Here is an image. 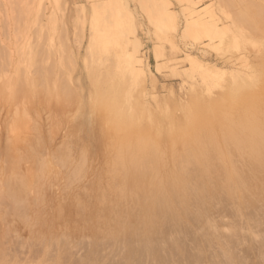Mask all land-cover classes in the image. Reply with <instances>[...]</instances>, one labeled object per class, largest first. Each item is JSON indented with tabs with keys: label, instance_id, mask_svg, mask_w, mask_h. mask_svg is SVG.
<instances>
[{
	"label": "bare ground",
	"instance_id": "obj_1",
	"mask_svg": "<svg viewBox=\"0 0 264 264\" xmlns=\"http://www.w3.org/2000/svg\"><path fill=\"white\" fill-rule=\"evenodd\" d=\"M167 1L149 20L188 65L179 71L165 58L182 79L163 97L131 38L134 17L116 1L93 5L91 88L80 81L74 107L84 116L97 105L116 124L97 160L85 143L33 128L26 110L0 107V264H264V0L251 8L248 0H215L200 9L187 0L181 24ZM17 2L19 18L32 14L28 0ZM56 2L63 8L69 1ZM38 3L35 38L0 94L50 103L79 86L54 77L69 61V44L58 58L54 16L45 0ZM252 19L259 32L245 31ZM102 165L105 176L96 170ZM96 216L92 234L73 231L80 223L93 229L88 221Z\"/></svg>",
	"mask_w": 264,
	"mask_h": 264
},
{
	"label": "rangeland",
	"instance_id": "obj_2",
	"mask_svg": "<svg viewBox=\"0 0 264 264\" xmlns=\"http://www.w3.org/2000/svg\"><path fill=\"white\" fill-rule=\"evenodd\" d=\"M28 1H29V6L32 9L31 11L32 14H28L26 18H19L17 13V8H18L17 0H0V48L7 49L6 51L8 53V56L6 55L7 56L6 59L8 63L0 67V85L8 79H12V78L15 79L17 75L15 63L22 59L23 49L27 46V44L30 41H33L35 38L34 32L36 31L37 28V21H40L36 16V10L37 7L39 6L38 5L39 3L38 0L37 1L28 0ZM68 1H69L68 4L64 5L66 6L65 9L68 6V9L66 10H64V6L63 8L62 6H60L59 8L56 0H45V7L49 9V12H52V17L54 16L55 18H59L58 20L55 19L56 21L54 20V17L52 18L53 21L52 19L50 20L51 29H52L51 38L54 44L56 45L55 47H57L58 58H60L59 56L62 54L60 52L61 50L60 48H62L63 43L66 44V42H68L67 44H69V45L66 44L68 47V53L66 54L64 52L63 56L65 57V54L66 55L69 54L65 58L68 60L69 57V61H70V57L72 53L71 58L73 62L71 63H69V61L64 62V65L62 67H59L58 69L55 70V72L56 71L57 72L54 73L56 74L54 77L60 80L61 79L67 80L69 83L71 82L72 87L76 84L79 87L74 86L75 92L72 96H70V98L68 99L65 98L61 101L53 99L52 101H50V103L44 102L42 100H39L37 97H32V96H21V97L12 98L10 96L9 91L5 90L0 94V107L4 108L3 110H5V111L2 110L3 113L4 112L7 113V111L8 112L14 111L16 106H18L22 110H26L28 114L31 116L30 125H32L33 128L41 126L46 131H49V129H54L56 131L55 135L59 137L60 140L62 138L63 140L65 141L68 140L69 142L76 141L79 144L85 143L86 145H88V147L91 148V150L89 151H92V153L90 152L91 155L93 154L92 158H95L97 160L99 157H101L104 154L103 149H106V143H108L109 138L112 137V130H114L113 127H115L116 124L114 122L111 123L110 121H108L105 114V110L97 105L94 106V112L93 113L90 112L91 115L87 114L84 116L80 115L79 106L74 107V105H76L78 102L77 98L79 96L78 92L80 91V81L81 83H83V86L85 87V90L87 92L91 88L89 69L92 63L89 62H91L90 60L93 59V56L91 57V52L89 54L87 53L91 50L92 47L90 43L91 42L90 29H91V22L94 17L93 5H95L97 2L100 3V1L102 3L104 2V0H68ZM105 1H111V2L116 1L115 3L118 5V7L119 4H121L120 9L125 8L126 12L134 17V18L131 17V19L135 20V21L132 20V24L134 28L136 27L135 29H137V31L135 30L134 35L131 34V38L135 40L137 37L138 41L140 42L139 48H141L140 50L143 52V54L142 53L141 54L143 55L142 58L144 62L149 64L150 69L154 71L156 77L159 80V88L155 89V94L158 95L159 97H163L165 94L168 93L166 90L169 88L166 86L170 87L172 85L173 87L176 86L177 88L182 78H180L181 77L180 75H179L180 77L178 75H174L172 71H170L167 67H165L167 66L164 64L165 58L169 57V63H168L169 65L177 64L176 66L177 68L180 69L179 71L183 70L184 68H187L188 62H185L182 59L183 57L180 56L182 52L177 54L176 51H173L171 49L164 34L162 33L160 34V32H157L158 30L149 20L150 13H152L153 10L155 12V7H159L157 5L158 4L160 5L162 1L164 2V0L157 1L158 4L154 2L156 0H151V1L146 0L147 3L145 2V0H143L145 5H143L142 0H113V1L105 0ZM181 1L182 0L167 1L168 3H171V7H173L172 8L173 11L175 12L177 11L176 14L178 16L179 24L183 23L186 16L189 15L187 11L186 12L182 11L184 9L183 7L184 6L186 7L188 5V2H186L187 0H183L182 2ZM196 1H199V3L196 4V6L193 5L192 8L197 9L199 7L200 8L210 7L215 3L214 2L215 0H212L213 2L211 0H196ZM236 1H238V3L241 4L240 3L241 1L239 0ZM248 1L249 3H247V7L250 6V8L257 6L258 4L263 5V3H260L262 2L261 0H248ZM146 4H148L149 6L148 5L146 6ZM83 6L85 9H83ZM145 6L146 9H143L145 8ZM79 7L80 8L82 7L81 10L79 9ZM127 7H129L130 9ZM54 9L57 12H55V14L53 15ZM145 10L146 11L148 10L147 11L148 13ZM66 11L68 12V14L65 15V13H67ZM60 13H62L63 15H60ZM47 19L48 17H45L43 19V22L48 23ZM251 21H253L254 24L246 25L245 31L248 33L250 32L252 33L255 30H256L255 33L259 32L258 30H260L261 27L259 24H257L258 22L254 21L253 19ZM251 21L250 23H252ZM55 24H56L55 26L56 29L54 28ZM62 24H64L66 27L63 26ZM255 24L258 30L257 28L254 29L253 26ZM135 25H137L138 27ZM63 27L67 28L68 31L64 30ZM176 38L177 41L179 39V41L177 42L179 43L178 46L181 47V50L182 48L184 50V44L180 40L181 38L179 37ZM88 45L90 47V50H88L89 49ZM157 46L159 47L162 46V47L159 49V47ZM154 51L156 52V54L158 52H161L165 55L163 57H158L156 61V57H155L156 54ZM214 54L216 53L215 52L213 53L212 59H214L216 62L218 61L221 63L222 59L220 58V56ZM66 59L65 61H67ZM258 60L259 58L254 57L255 62L256 61L258 62ZM161 64L164 67L158 69L157 65H161ZM88 67L89 69H87ZM145 69L148 71L147 65H145ZM31 72L33 74V71ZM31 72L29 73V75H31ZM68 78L70 79L68 80ZM187 79L188 81L189 80L191 81L190 78ZM162 82L165 83L166 88L165 87L163 88V85H161ZM187 85H189V83H187ZM176 88L174 89L177 90ZM152 103H154V100H152ZM153 105L155 106L156 104L154 103ZM37 123H39V125ZM109 133H110V137H108ZM164 136L168 137V135H164ZM103 166L105 167V165L96 167L98 175L101 174L105 176V174L107 173V167L104 168ZM101 169H105V170H101ZM60 171L62 170L60 169L59 172ZM101 171L102 172L106 171V172L101 173ZM52 172H53L52 175H55L57 173L55 171ZM62 181H64V179H60L59 182L62 183ZM52 201L56 202L55 198L52 199ZM50 210L52 211L51 207ZM77 217H79V213L74 214L72 218H67V219H71L74 221ZM96 218L98 219V217L96 216L88 221V222L91 221V223L89 224L93 229H90V227L84 228L81 226L82 224L79 222L80 224L78 226L76 225L77 229L73 231L86 232V234H92L96 230L95 228V224L97 222ZM89 230L91 232H88Z\"/></svg>",
	"mask_w": 264,
	"mask_h": 264
}]
</instances>
